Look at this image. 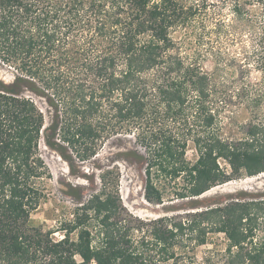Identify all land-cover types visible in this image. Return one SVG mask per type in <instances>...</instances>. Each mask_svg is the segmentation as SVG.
<instances>
[{
	"label": "trees",
	"instance_id": "16d2710c",
	"mask_svg": "<svg viewBox=\"0 0 264 264\" xmlns=\"http://www.w3.org/2000/svg\"><path fill=\"white\" fill-rule=\"evenodd\" d=\"M251 1L232 5L249 28ZM192 15L181 0H0V68L12 76L0 79V264H264V198L143 220L123 215L111 170L57 228L61 239L31 224L49 179L41 143L86 162L108 137L131 136L151 204L264 173V31L240 78L225 65L207 73L171 34ZM251 61L256 84L240 80ZM228 100L249 114L238 137L216 128Z\"/></svg>",
	"mask_w": 264,
	"mask_h": 264
},
{
	"label": "rangeland",
	"instance_id": "374dc122",
	"mask_svg": "<svg viewBox=\"0 0 264 264\" xmlns=\"http://www.w3.org/2000/svg\"><path fill=\"white\" fill-rule=\"evenodd\" d=\"M243 0H181L183 7L192 8L193 15L171 30L179 52L186 59L196 56L207 73L225 65L239 74L240 61L251 45L256 33L264 31V0L251 1L250 9L256 27H248L234 20L232 5ZM188 12V11H187ZM259 25V26H258ZM234 58V59H232ZM234 60V61H233ZM250 72H243L240 80L256 84L262 76L252 61ZM216 66V67H215ZM223 71V70H222ZM11 70L0 68V79L11 82ZM224 73V71H223ZM221 79L227 80L224 74ZM249 73V74H248ZM228 100L218 109L216 128L224 138L238 137L241 126L249 120V114ZM98 153L86 162L77 161L69 150L67 160L40 144L39 153L47 168L49 179L45 181V200L31 215V224L42 231H56L61 223L71 218L74 208L85 202L100 188L99 174L113 171L118 178V196L126 216L143 220L162 216H183L188 212L205 209L220 203L235 200L264 198V173L254 177H241L218 185L197 198L172 200L165 196L161 204H151L144 199L145 161L143 149L134 143L131 136L118 134L103 141ZM187 159L194 160L192 148L187 150ZM170 199L172 201H170ZM54 239H61L59 231L53 232ZM222 241V238L219 237ZM208 247L196 249L195 258L201 262ZM78 260V257H77Z\"/></svg>",
	"mask_w": 264,
	"mask_h": 264
}]
</instances>
